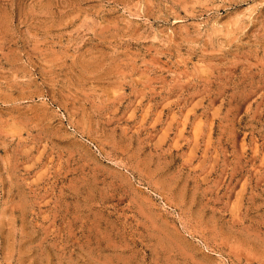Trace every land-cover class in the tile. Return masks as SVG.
I'll list each match as a JSON object with an SVG mask.
<instances>
[{"label": "rangeland", "instance_id": "1", "mask_svg": "<svg viewBox=\"0 0 264 264\" xmlns=\"http://www.w3.org/2000/svg\"><path fill=\"white\" fill-rule=\"evenodd\" d=\"M0 264H264V0H0Z\"/></svg>", "mask_w": 264, "mask_h": 264}]
</instances>
